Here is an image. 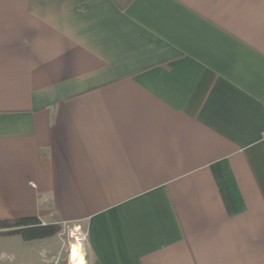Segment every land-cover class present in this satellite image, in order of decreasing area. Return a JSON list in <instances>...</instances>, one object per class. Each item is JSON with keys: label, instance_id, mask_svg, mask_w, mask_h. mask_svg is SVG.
<instances>
[{"label": "crops", "instance_id": "obj_1", "mask_svg": "<svg viewBox=\"0 0 264 264\" xmlns=\"http://www.w3.org/2000/svg\"><path fill=\"white\" fill-rule=\"evenodd\" d=\"M22 218L85 226L87 264H264V0H0ZM44 241L1 235L0 264Z\"/></svg>", "mask_w": 264, "mask_h": 264}, {"label": "rangeland", "instance_id": "obj_2", "mask_svg": "<svg viewBox=\"0 0 264 264\" xmlns=\"http://www.w3.org/2000/svg\"><path fill=\"white\" fill-rule=\"evenodd\" d=\"M121 3L128 0H118ZM80 227V231L76 227ZM60 232L53 238L45 239L47 241L33 243V253L36 251V246L39 249V255L42 256L44 250L48 253L49 257L46 258L44 264H71L70 261V248L72 243L81 240L83 245L85 259L87 261V248L85 245V226L79 224H59ZM78 239V240H77ZM31 248L28 246V249ZM27 249V250H28ZM35 249V251H34ZM40 260V259H39Z\"/></svg>", "mask_w": 264, "mask_h": 264}, {"label": "trees", "instance_id": "obj_3", "mask_svg": "<svg viewBox=\"0 0 264 264\" xmlns=\"http://www.w3.org/2000/svg\"><path fill=\"white\" fill-rule=\"evenodd\" d=\"M60 232L57 224L44 225L36 218H22L0 221L1 235H17L26 242L45 240L55 237Z\"/></svg>", "mask_w": 264, "mask_h": 264}, {"label": "bare ground", "instance_id": "obj_4", "mask_svg": "<svg viewBox=\"0 0 264 264\" xmlns=\"http://www.w3.org/2000/svg\"><path fill=\"white\" fill-rule=\"evenodd\" d=\"M70 261L71 264H87L81 240L71 244Z\"/></svg>", "mask_w": 264, "mask_h": 264}]
</instances>
